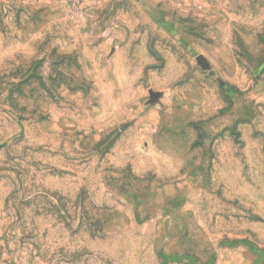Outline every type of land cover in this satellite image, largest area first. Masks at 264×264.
Returning <instances> with one entry per match:
<instances>
[{"label": "rangeland", "instance_id": "rangeland-1", "mask_svg": "<svg viewBox=\"0 0 264 264\" xmlns=\"http://www.w3.org/2000/svg\"><path fill=\"white\" fill-rule=\"evenodd\" d=\"M0 264H264V0H0Z\"/></svg>", "mask_w": 264, "mask_h": 264}]
</instances>
